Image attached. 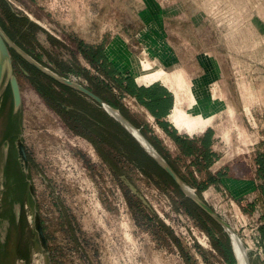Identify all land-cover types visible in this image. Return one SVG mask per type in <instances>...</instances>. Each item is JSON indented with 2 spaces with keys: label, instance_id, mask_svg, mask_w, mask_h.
<instances>
[{
  "label": "rangeland",
  "instance_id": "rangeland-1",
  "mask_svg": "<svg viewBox=\"0 0 264 264\" xmlns=\"http://www.w3.org/2000/svg\"><path fill=\"white\" fill-rule=\"evenodd\" d=\"M11 12L22 20L12 19ZM0 23L12 40L40 63L59 74L74 75L80 82L87 79L77 71L90 64L100 45L115 40L120 50H127L140 66H171L174 74L165 71L163 77H171L170 82L177 85L184 97L183 109L199 111L197 103L201 99L206 110L212 112L219 165L225 175L239 178L246 167L252 177L256 176V156L264 152V0H0ZM13 55L24 99L20 124L53 264H76L64 249L69 237L80 249L82 264H227L221 246L208 230L213 226L219 238L226 241L229 236L223 228L207 224L203 214L193 215L194 206L156 168L146 175L127 166V176L116 180L113 172L93 163L94 156L84 149L82 136L64 123L37 88L47 81L53 83L51 78L33 71L37 69L17 53ZM180 67L182 70L176 71ZM205 68L217 70L219 79L204 82ZM199 86V91L194 89ZM81 98L73 96L69 101L88 108L111 126L93 103ZM11 102L8 96L4 104L9 107ZM216 112L220 114L216 116ZM164 155L182 173L170 150L165 149ZM183 165L187 167L180 163ZM186 167L182 170L185 173ZM203 178L208 179L207 171ZM258 184L249 193L250 182L242 185L236 199L228 195L224 185L213 186L212 194L206 195L210 205L224 212L244 239L252 264H264V246L252 218L256 208L250 206L257 198L255 193H260ZM126 191L140 201L153 220L139 215L141 223H135L132 214L138 213L135 207L133 212L129 207ZM202 195L205 198L204 192ZM250 196L254 197L251 201ZM89 198H99L106 209L117 214L113 242L122 245L127 241L119 212L125 205L132 242L145 248L134 249L128 263L123 250H100L112 234L98 231L93 217L98 212L91 210ZM257 208H264V204L259 202ZM29 215L27 211L24 221L29 261L16 258L14 264H47L34 243ZM188 255L192 257L189 262Z\"/></svg>",
  "mask_w": 264,
  "mask_h": 264
},
{
  "label": "crops",
  "instance_id": "crops-1",
  "mask_svg": "<svg viewBox=\"0 0 264 264\" xmlns=\"http://www.w3.org/2000/svg\"><path fill=\"white\" fill-rule=\"evenodd\" d=\"M116 43L117 41L115 40L113 42L106 43L105 45H100L101 48L98 49L99 50L98 53H102L105 56L109 64V67L112 66L115 69L114 79L108 77L105 73H103L99 69V66H95L90 61V64H88V66H85L84 69L88 71L89 76L92 75L93 77L97 78L98 81L96 82L94 80H90L86 78L87 80L83 83L107 102L109 101L113 104L118 105L119 108L122 109L125 117L129 119L137 127H139L141 130H143L144 127L148 128L149 136H154L157 140L160 141L161 145L164 146L166 150H170L172 156L176 157V159L179 162L178 166L181 168V170L180 168L179 170L182 172L181 174L183 176H186L190 180L195 179L201 181L200 179L204 177L205 170L197 167V165H194V163L192 164V162L195 159H198L199 162H204L206 152L210 151L214 153V163L209 168V170H211L212 173L217 175L216 177L219 178L220 185L225 186L226 188L225 191L228 193V195L236 199L238 195H241L242 193V191H240L241 186L248 182H250V188L248 187L249 190H247L246 192L248 193L252 191L254 192L258 184L257 181L258 179L256 176L252 177L250 175L248 168L245 167L242 169L243 171L239 174L238 176L239 178L237 177L232 178V177H227L225 175V170L223 166L219 165L220 159H218L219 154L216 150L217 144H215V140L217 137V131L214 126L215 121L213 120L212 112L206 110V105H203L201 99L197 103L198 106L201 107L200 110L197 112H200L203 115L212 118L210 123L204 128V130L192 134L188 132L187 133L182 132L171 120V116L178 105L182 106L185 109L184 97H182L178 93L176 89L177 85L174 82L173 83L170 82V78H171L170 76L171 74H174L172 73L174 71L170 70L171 66L168 68L169 65L167 67L165 65L162 66L158 65V67L156 68H154L153 66H151L150 68V70L164 69L167 73H169L170 78L167 79L158 78L150 83L141 82L139 80L140 78L137 77H139L141 74H144L146 69L143 68V66H140V62H138L136 58L127 55L128 52H126L127 51L126 49H125L126 51L120 50V48L117 46ZM199 61L201 60L199 59ZM168 70H170L171 72H169ZM177 70L180 71L182 69L180 67V69H176V71ZM179 74L181 73L179 72ZM212 74L214 75L213 77H211ZM202 79L204 80V82H210L211 80H218L219 79L218 71L216 70L215 72L213 68H209V69L207 68L206 72H203ZM88 82H90L91 85L88 84ZM54 87L56 88L57 91L62 92V89L59 88L58 86H54ZM126 87L132 89H137L141 87L148 89V91L143 92V99H144L143 101H145L147 106L142 102H140L138 99H136L134 96L128 94L127 92H124L123 89ZM194 89L199 91L200 86ZM77 95L83 97L84 100L86 99L90 103H93V107L98 111L103 110V108H101L98 104L92 102L90 98L82 95L79 92H77ZM159 95L163 96L164 99H162L158 103L153 99L154 97ZM65 96L68 97L70 96V94L66 93ZM219 114H220L219 112L218 113L216 112V116H218ZM104 117L108 121L111 120L112 118L111 116H107L105 114ZM112 119L115 120L114 118ZM164 124L165 126H162ZM121 133L123 137L125 133L123 131ZM82 138H83L84 149L88 151L92 156H94L95 160L93 163L102 166V169L105 168L111 171L112 167L110 162L108 161L105 162L102 159L96 146L87 138L84 137ZM107 147L108 150L111 149L110 146ZM112 151H115V149H113ZM180 163L187 164V167L186 166L185 167L188 169V172L185 173L182 171L184 170L185 167L184 165L183 167H181ZM217 171H220L221 174H217ZM194 173L195 175H197V178L194 176ZM202 180L205 179L203 178ZM212 188L213 186H209L204 191V195L205 196L211 195ZM254 196H257V193H255ZM229 198L231 199V197ZM98 200L100 204V211H98L97 215L93 216L94 219L96 220L95 224L97 226V229L98 231L103 230V231H107L109 234H112V237L110 236L106 237L105 233L103 232V237H106L108 242L102 244V248H100V250L105 247H107L108 249L114 248V250L116 248V250L119 251L123 250L125 251V253H122L124 261L127 262L128 260H131V256H132L131 253L132 251H134V248L136 249V251L138 250L141 251L144 250L145 248L142 247L141 244H135L132 242L134 235L132 233L133 230L130 226L131 225L130 218L128 217V214L125 210V205L121 207V211L119 212L121 214L120 218L124 220L121 221V223L119 224L122 225L123 227V232L126 236V241H127L124 242L122 245V243L113 242L115 241V237H114V235H116L115 231L118 230V225L116 227L117 214L114 213V211H111L110 208L106 209L102 204L101 200L99 198ZM155 246L156 245H151V247H155ZM155 249H157V251H161L158 248ZM141 256L143 255L139 254V257Z\"/></svg>",
  "mask_w": 264,
  "mask_h": 264
},
{
  "label": "trees",
  "instance_id": "trees-1",
  "mask_svg": "<svg viewBox=\"0 0 264 264\" xmlns=\"http://www.w3.org/2000/svg\"><path fill=\"white\" fill-rule=\"evenodd\" d=\"M11 14H12V19L15 18L17 20H22L20 17L16 16L14 13L11 12ZM91 62L95 66H99V69L103 73H105L108 77L114 79L115 69L112 66L109 67L108 62L102 53H98L94 58L91 59ZM69 71L75 72L76 70L69 69ZM38 72L42 74L40 71ZM64 73L67 74L68 72H64ZM77 73L83 74L86 78L90 80H94L96 82L98 81L97 78L89 76L88 71H86V69L77 71ZM51 81H53L55 85L49 81H47L45 84L41 83L40 85H38L37 88L39 92L47 100V102L50 105L55 107V109L61 115L64 123L70 126L71 130L75 134L82 136L84 138H87L89 141H91L96 146L102 159L105 162L107 161L110 162L111 167H112L111 172H113L116 180L121 179L122 177L125 178L127 176V174L125 173L127 170L126 168L127 166L129 167L130 170H134V171L138 170L146 175H150L151 171H153L154 168H156L157 169L156 171H160L169 177V175L164 171V169H162L161 166H159V164L139 145V143L117 121L111 118V120H109V122H111V126L109 127L106 126L104 122L98 117L96 118L95 114H92L88 110V108L83 107L82 109L81 107L69 101L70 99L73 98V96L74 98L77 97L79 100L82 99L80 96L76 94L77 91L73 90L72 88L66 85L56 82L53 79H51ZM56 85L60 86L59 88L62 89V92L56 90V88L54 87ZM124 89H123L124 92H127L128 94L134 96L136 99H138L140 102H142L143 104L147 106L145 101H143L144 100L143 92L148 91V89L142 88V87L137 88V89L126 87ZM69 92H70V96L66 97L65 94ZM162 99H164L163 96L159 95V96L154 97L153 100L159 103ZM67 102H70L71 104H66ZM108 103H110L115 108H118L123 113L122 109L119 108L118 105L113 104L109 101ZM97 113L104 120H105L104 114L109 116L103 110L102 111L97 110ZM162 126H165V124ZM122 131L125 133L123 137L121 133ZM142 131L147 135V137L154 144V146L164 155L165 148L164 146L161 145L160 141L157 140L154 136H148V131H149L148 128L144 127ZM107 146H110L111 149L108 150ZM106 149L108 150V152ZM113 149H115V151H112ZM165 158L168 160L166 156ZM193 163L194 165H197V167L207 171L208 179L201 180V181H198L195 179L190 180L186 176H183L181 173L180 174L182 178L188 184H190L193 188H195L196 191L201 196H203L202 195L203 192L209 186H214V187L220 186L219 178H217L216 176L208 172L209 168L214 163V153L207 151L205 154L204 162H199L198 159H195L193 160L192 164ZM256 164L258 166L256 177L257 179L262 180V182L258 184L260 193L257 195L256 200H253V202L250 203L252 210L254 208H257V205L259 202L261 204L262 203L264 204V152H258L256 156ZM172 166L174 167L173 164ZM174 185L177 188V190L180 192V194L184 197V199L186 201H189L194 206V211L192 212L193 215L194 213H196L199 216L200 214H203L205 216V220L207 224L210 223V224L216 225V223L209 216H207L194 202H192L188 197L185 196L182 190L175 183ZM126 198H127L129 207L132 209V212L134 209L133 207H135V210L138 213V215L132 214L134 215V220L136 221L135 222L136 224L137 222L139 224L141 223L139 215L147 217L148 220H153L152 216L145 214V209L143 208V205L140 203L139 200L135 199L134 196L131 195L129 191H126ZM262 210L264 212V208H262ZM212 228L213 226L209 225V229H208L209 233L213 235V238L216 239L218 244L221 246L224 254L226 255L225 260L227 264H238L233 248L229 244L230 239L227 238L226 241L220 239L216 231H214V229ZM258 231H259V237H260L259 242H261L264 246V225H260L258 227ZM10 243H11L10 238H6V241L3 242L0 246V264H14L16 258L29 261L28 252L30 251H29V247L27 246V244L21 245L19 250L16 253H14V255H11L10 254ZM191 260H192V257L191 256L189 257L188 255L187 261L189 262Z\"/></svg>",
  "mask_w": 264,
  "mask_h": 264
},
{
  "label": "water",
  "instance_id": "water-1",
  "mask_svg": "<svg viewBox=\"0 0 264 264\" xmlns=\"http://www.w3.org/2000/svg\"><path fill=\"white\" fill-rule=\"evenodd\" d=\"M17 53L26 62L34 66L44 75L53 79L54 81L66 85L82 95L90 98L98 104L103 110L117 122H119L139 143V145L161 166L162 169L169 175L173 182L182 190L186 197L194 202L207 216H209L217 225H219L228 234L231 245L234 251L233 241L239 240L245 252L246 264H252L248 254V249L244 239L240 236L237 230L227 222L216 210L209 204V202L201 196L195 188L188 184L181 176V174L172 166V164L165 158V156L154 146L147 135L123 113L97 95L93 90L87 87L83 82L76 81L70 76L59 74L50 68L40 63L37 59L31 56L27 51L20 47L12 38L6 33L5 29L0 23V98L4 95L6 90L10 88L13 101V115L21 114L24 106V99L21 89V84L15 68V59L13 53ZM24 72L28 74L26 69ZM9 142L5 143V150H8ZM16 147L18 150L19 161L22 171L28 175L30 173V160L28 157L26 143L24 140V132L20 126L19 136L16 140ZM29 181V193L34 203L33 211L30 215V223L32 232L34 234L35 244L45 257L47 264H53L52 250L44 228L43 219L40 210L37 206V196L33 182ZM20 218V206H17V220ZM4 237V233H3ZM235 254V251H234ZM236 256V254H235ZM237 259V256H236Z\"/></svg>",
  "mask_w": 264,
  "mask_h": 264
},
{
  "label": "flooded vegetation",
  "instance_id": "flooded-vegetation-1",
  "mask_svg": "<svg viewBox=\"0 0 264 264\" xmlns=\"http://www.w3.org/2000/svg\"><path fill=\"white\" fill-rule=\"evenodd\" d=\"M15 15L20 17L19 14ZM33 71L37 70L33 68ZM8 96H11L12 101V93L10 88H8L4 95L0 98V109L3 108L0 110V246L6 241V238H10V254L14 255V253L19 250L21 245L25 244V214L27 211H29L31 215L34 207V203L29 193L28 178L34 184L36 196L37 190L32 178V163L27 147L26 149L30 160V173L26 175L21 169L18 150L16 147V140L19 136L21 126V114L13 115V101L9 107L4 104L5 98L7 99ZM7 141L9 142V146L8 150L6 151L5 143ZM18 205L20 206L19 220H17ZM37 206L39 208L38 196Z\"/></svg>",
  "mask_w": 264,
  "mask_h": 264
},
{
  "label": "bare ground",
  "instance_id": "bare-ground-1",
  "mask_svg": "<svg viewBox=\"0 0 264 264\" xmlns=\"http://www.w3.org/2000/svg\"><path fill=\"white\" fill-rule=\"evenodd\" d=\"M143 68H145L146 71L144 72V74H141L140 76L143 75L142 77H145L146 80L139 79L141 82L150 83L158 78H162L163 76H166L164 69L150 70L151 68L150 63H145ZM142 77H137V78H142ZM180 80L182 81V78ZM171 120L180 130H184L185 132L192 134L204 130V128L210 123L211 118L203 115L200 112L184 110L183 107L178 105L171 116ZM233 245H234L235 254L237 256L238 264H246L245 252L239 240L234 239Z\"/></svg>",
  "mask_w": 264,
  "mask_h": 264
},
{
  "label": "built area",
  "instance_id": "built-area-1",
  "mask_svg": "<svg viewBox=\"0 0 264 264\" xmlns=\"http://www.w3.org/2000/svg\"><path fill=\"white\" fill-rule=\"evenodd\" d=\"M70 78H72V79H74L76 81H80V78H78V77H76L74 75H70ZM253 198L254 197L250 196L248 199H249V201H251ZM89 199H90V203H91L90 207L92 208L91 210H94L95 212L100 211V204H99L98 198H93L94 200H91V198H89ZM205 199L208 201L207 196H205ZM212 207L216 210V212L219 215H221L227 222H229L232 225V223L229 221L227 215L224 212L219 211L214 206H212ZM252 218L257 223V227H259L260 225H264V212H263L262 209L256 208V210L252 214ZM232 226L234 227V225H232ZM65 240L66 241H65V244H64V249H65L66 253L69 254L70 259L72 261H75L76 264L77 263L82 264L83 263V261H82L83 257L81 255L80 249H79L78 245L76 244V242L74 241V239L69 237V238H67Z\"/></svg>",
  "mask_w": 264,
  "mask_h": 264
}]
</instances>
